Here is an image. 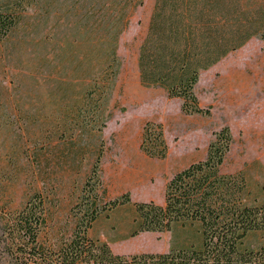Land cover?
I'll list each match as a JSON object with an SVG mask.
<instances>
[{"label": "rangeland", "instance_id": "obj_1", "mask_svg": "<svg viewBox=\"0 0 264 264\" xmlns=\"http://www.w3.org/2000/svg\"><path fill=\"white\" fill-rule=\"evenodd\" d=\"M154 1L0 0V17L13 21L0 41V264H64L59 251L81 232L91 192L102 213L89 238L104 242L97 238L104 231H130L134 204L164 205L166 185L204 161L224 127L233 144L222 171L241 174L248 203H262L264 41L252 39L203 72L195 93L210 114L187 115L181 99L140 81ZM149 121L163 127L164 158L141 148ZM34 205L44 211L45 261L17 248L12 230ZM155 236L144 233L126 249L160 253L165 242ZM245 244L264 248V232Z\"/></svg>", "mask_w": 264, "mask_h": 264}, {"label": "trees", "instance_id": "obj_2", "mask_svg": "<svg viewBox=\"0 0 264 264\" xmlns=\"http://www.w3.org/2000/svg\"><path fill=\"white\" fill-rule=\"evenodd\" d=\"M12 23L0 17V41ZM253 38L264 41V0H156L139 51L141 84L162 88L169 98L181 99V109L187 115H209L210 110L200 106L195 93L202 71ZM109 58L117 63L116 49L109 50ZM232 144L231 130L224 127L215 133L206 159L179 172L166 185L164 205L134 204L131 237L167 232L176 223L190 224L196 229L192 239H200V246L168 253L115 255L108 243L88 236L102 213L98 195L91 192L94 200H89L81 232L76 231L59 251V260L64 264H264V248L256 250L245 244L251 233L264 232V185L262 203L249 204L242 175L222 171ZM141 148L151 157H166L168 147L160 124H145ZM121 201L131 202L129 195ZM39 202L42 204L41 199ZM110 204L116 207L119 203ZM43 215L35 205L27 206L12 229L18 234L17 248L41 261L46 260L39 243Z\"/></svg>", "mask_w": 264, "mask_h": 264}, {"label": "crops", "instance_id": "obj_3", "mask_svg": "<svg viewBox=\"0 0 264 264\" xmlns=\"http://www.w3.org/2000/svg\"><path fill=\"white\" fill-rule=\"evenodd\" d=\"M155 2H156V0L154 1V6H155ZM154 6H153V10H154ZM151 15H152V13H151ZM150 20H151V17H150ZM150 20H149V24H150ZM149 24H148V27H149ZM220 62L217 63L216 65L220 64ZM216 65H214V66H216ZM213 67H211V68H213ZM203 72H206V71H202V73ZM262 85H264V84H262ZM95 223H97V221ZM132 228L133 227H131L130 231L132 230ZM92 230H93V228H92ZM92 230L90 229V233ZM130 231L127 232L126 230H122V229H119V230L117 229V232H113V233L108 232V231H104L100 235H98L97 238L108 243L111 251L115 255L129 256V255H134V254H139V253H146V252L139 251V249H132V251H129L128 249H126L127 245L133 244L138 238H140L142 236V234H144V233H141L135 237H131L129 235ZM145 233H152V232H145ZM156 234L160 235L159 236L160 238H157L155 236L156 239L164 240V242H165L164 249L160 253H168L171 250L197 247V246H200V244H201L200 239H196L195 241H194V239H192V227L190 224L183 225L180 223H176L172 226V229L170 231L162 232V233L157 232Z\"/></svg>", "mask_w": 264, "mask_h": 264}]
</instances>
